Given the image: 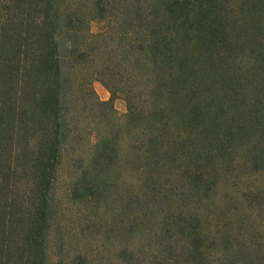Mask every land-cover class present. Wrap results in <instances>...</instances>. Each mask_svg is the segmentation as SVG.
Masks as SVG:
<instances>
[{
  "label": "trees",
  "instance_id": "obj_1",
  "mask_svg": "<svg viewBox=\"0 0 264 264\" xmlns=\"http://www.w3.org/2000/svg\"><path fill=\"white\" fill-rule=\"evenodd\" d=\"M0 264H264V0H0Z\"/></svg>",
  "mask_w": 264,
  "mask_h": 264
},
{
  "label": "rangeland",
  "instance_id": "obj_2",
  "mask_svg": "<svg viewBox=\"0 0 264 264\" xmlns=\"http://www.w3.org/2000/svg\"><path fill=\"white\" fill-rule=\"evenodd\" d=\"M99 27L98 23H93L92 24V28L94 30H97ZM93 88L97 94V96L101 99V100H107L109 98V92L106 90V88L98 81H93L92 82ZM113 105L114 108L116 109V111L118 113H123L125 110V106H124V101L121 98H115L113 101Z\"/></svg>",
  "mask_w": 264,
  "mask_h": 264
}]
</instances>
